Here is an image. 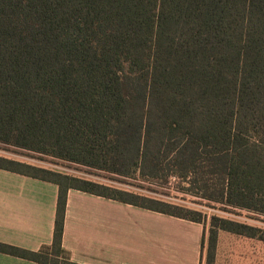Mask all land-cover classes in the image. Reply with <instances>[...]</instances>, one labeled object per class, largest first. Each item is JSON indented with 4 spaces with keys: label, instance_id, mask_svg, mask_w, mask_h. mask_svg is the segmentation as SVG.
<instances>
[{
    "label": "trees",
    "instance_id": "16d2710c",
    "mask_svg": "<svg viewBox=\"0 0 264 264\" xmlns=\"http://www.w3.org/2000/svg\"><path fill=\"white\" fill-rule=\"evenodd\" d=\"M0 146L119 177L172 176L264 214V0H0ZM0 168L58 185L49 245L0 242L37 264H80L61 243L69 188L201 222L2 155ZM209 226L206 264L219 230L264 241L243 222L211 216Z\"/></svg>",
    "mask_w": 264,
    "mask_h": 264
},
{
    "label": "crops",
    "instance_id": "0c3cea01",
    "mask_svg": "<svg viewBox=\"0 0 264 264\" xmlns=\"http://www.w3.org/2000/svg\"><path fill=\"white\" fill-rule=\"evenodd\" d=\"M57 196L53 182L0 168V242L49 245ZM207 232L201 222L69 188L61 243L80 264H204ZM0 264L37 263L0 252ZM213 264H264V241L219 230Z\"/></svg>",
    "mask_w": 264,
    "mask_h": 264
},
{
    "label": "rangeland",
    "instance_id": "374dc122",
    "mask_svg": "<svg viewBox=\"0 0 264 264\" xmlns=\"http://www.w3.org/2000/svg\"><path fill=\"white\" fill-rule=\"evenodd\" d=\"M0 155L183 206L198 213V217L200 216L201 218V224L208 228V230L210 227L209 222L211 216L224 217L238 222H244L258 228L261 227L260 229L264 227L263 214L250 212L241 208H232L230 206L216 203L215 201L205 200L198 196L195 189H187L188 184L186 181H182L181 179L172 176L159 177L157 179H142L137 173H134L132 178L119 177L77 163L62 161L53 157L34 154L24 150L3 148V146H0ZM193 215L194 214H191L189 216ZM204 264H206V260Z\"/></svg>",
    "mask_w": 264,
    "mask_h": 264
},
{
    "label": "built area",
    "instance_id": "2783aa9c",
    "mask_svg": "<svg viewBox=\"0 0 264 264\" xmlns=\"http://www.w3.org/2000/svg\"><path fill=\"white\" fill-rule=\"evenodd\" d=\"M245 210H247V211H250V210H248V209H245ZM250 212H254V211H250ZM254 213H257V212H254ZM258 214H261V213H258ZM264 215V214H263ZM244 223V222H243ZM247 224V223H246ZM248 225H250V224H248ZM251 226H254V225H251ZM259 228H261V227H259ZM262 229H264V227H262Z\"/></svg>",
    "mask_w": 264,
    "mask_h": 264
}]
</instances>
